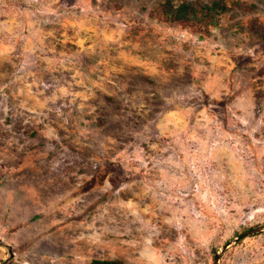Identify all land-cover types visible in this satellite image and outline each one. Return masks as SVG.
Returning <instances> with one entry per match:
<instances>
[{"label": "rangeland", "instance_id": "1", "mask_svg": "<svg viewBox=\"0 0 264 264\" xmlns=\"http://www.w3.org/2000/svg\"><path fill=\"white\" fill-rule=\"evenodd\" d=\"M164 1L0 0V264H214L264 226V0L203 37Z\"/></svg>", "mask_w": 264, "mask_h": 264}, {"label": "trees", "instance_id": "2", "mask_svg": "<svg viewBox=\"0 0 264 264\" xmlns=\"http://www.w3.org/2000/svg\"><path fill=\"white\" fill-rule=\"evenodd\" d=\"M225 10L222 0H214L211 3L196 5L190 1L175 4L170 0L162 3L160 13L166 21L184 23L197 28L201 37L211 32V27L219 23V17ZM93 264H123L121 261L94 260Z\"/></svg>", "mask_w": 264, "mask_h": 264}, {"label": "water", "instance_id": "3", "mask_svg": "<svg viewBox=\"0 0 264 264\" xmlns=\"http://www.w3.org/2000/svg\"><path fill=\"white\" fill-rule=\"evenodd\" d=\"M261 232H264V226L253 227L251 229H248V230H245V231L239 233L237 236H235L232 239H230L229 241H227L225 244H223L221 246L220 249H218L216 251V253L214 255V264H221V257L229 246L237 243L238 241L244 239L247 236L254 235L257 233H261ZM0 244H2L1 239H0ZM6 246L8 247L9 257L3 261V264H6L14 256L12 248L9 245H6Z\"/></svg>", "mask_w": 264, "mask_h": 264}]
</instances>
